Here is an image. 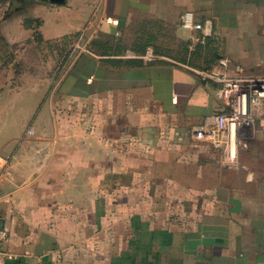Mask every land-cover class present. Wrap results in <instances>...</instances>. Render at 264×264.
Instances as JSON below:
<instances>
[{"label":"crops","instance_id":"crops-1","mask_svg":"<svg viewBox=\"0 0 264 264\" xmlns=\"http://www.w3.org/2000/svg\"><path fill=\"white\" fill-rule=\"evenodd\" d=\"M220 57L264 76V0H7L0 264H264V116L233 160L193 136Z\"/></svg>","mask_w":264,"mask_h":264},{"label":"built area","instance_id":"built-area-1","mask_svg":"<svg viewBox=\"0 0 264 264\" xmlns=\"http://www.w3.org/2000/svg\"><path fill=\"white\" fill-rule=\"evenodd\" d=\"M181 24L187 28L200 30L201 42L211 34V20L207 18L197 22L191 11H185L181 15ZM85 49L79 42L73 46V51ZM142 58L145 61L154 59L152 49L148 48ZM227 64L228 59L220 57L218 67L195 70L203 80L217 83L214 92L220 100L221 108L207 121L195 125L193 136L196 140L209 141L223 147L226 157L233 160L236 159L237 147L245 146V140L256 118L264 115V76H253L242 72L232 75L226 70ZM1 196L0 190V198ZM8 235V229L0 226V255L12 257V253L2 249Z\"/></svg>","mask_w":264,"mask_h":264},{"label":"trees","instance_id":"trees-1","mask_svg":"<svg viewBox=\"0 0 264 264\" xmlns=\"http://www.w3.org/2000/svg\"><path fill=\"white\" fill-rule=\"evenodd\" d=\"M31 23H32V20L31 19H25V22H24V24H25V26H30L31 25ZM36 23L38 24V21H36ZM76 38H77V35L75 36ZM206 39H207V37L205 38V40L203 41V42H205L206 41ZM151 47H152V50H153V52H154V49L156 48V47H154V46H152L151 45ZM146 48H147V44L146 45H144V46H140V47H135V48H133V50H138V49H140V50H142V51H145L146 50ZM211 66H205V67H203V68H200V69H207V68H210ZM206 81V80H205Z\"/></svg>","mask_w":264,"mask_h":264},{"label":"rangeland","instance_id":"rangeland-1","mask_svg":"<svg viewBox=\"0 0 264 264\" xmlns=\"http://www.w3.org/2000/svg\"><path fill=\"white\" fill-rule=\"evenodd\" d=\"M7 0H0V13L3 11V9L6 7ZM43 54V53H42ZM45 63L48 62V56L50 55L48 52H45ZM47 59V60H46ZM41 65V63H40ZM264 116V115H263Z\"/></svg>","mask_w":264,"mask_h":264},{"label":"water","instance_id":"water-1","mask_svg":"<svg viewBox=\"0 0 264 264\" xmlns=\"http://www.w3.org/2000/svg\"><path fill=\"white\" fill-rule=\"evenodd\" d=\"M49 1H51L53 3H63L64 2V0H49ZM0 226H1V224H0Z\"/></svg>","mask_w":264,"mask_h":264}]
</instances>
